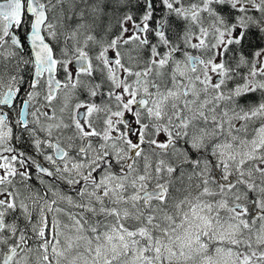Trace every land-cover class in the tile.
<instances>
[{
	"label": "snow or ice",
	"instance_id": "1",
	"mask_svg": "<svg viewBox=\"0 0 264 264\" xmlns=\"http://www.w3.org/2000/svg\"><path fill=\"white\" fill-rule=\"evenodd\" d=\"M0 264H264V0H0Z\"/></svg>",
	"mask_w": 264,
	"mask_h": 264
}]
</instances>
